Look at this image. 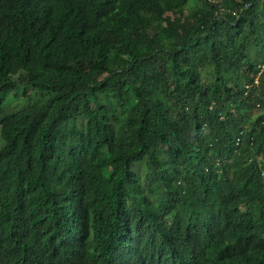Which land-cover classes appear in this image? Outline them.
Instances as JSON below:
<instances>
[{"label":"trees","instance_id":"1","mask_svg":"<svg viewBox=\"0 0 264 264\" xmlns=\"http://www.w3.org/2000/svg\"><path fill=\"white\" fill-rule=\"evenodd\" d=\"M263 64L264 0H0V264H264Z\"/></svg>","mask_w":264,"mask_h":264},{"label":"clouds","instance_id":"2","mask_svg":"<svg viewBox=\"0 0 264 264\" xmlns=\"http://www.w3.org/2000/svg\"><path fill=\"white\" fill-rule=\"evenodd\" d=\"M212 1H216V2H219L220 0H212ZM24 5L25 6H27V7H30L32 10H33V12L34 13H36L37 12V10H36V7L31 3L30 4V2H24ZM39 11H40V9H39ZM39 11H38V14H39ZM234 14H236V12H234ZM261 71H264V64L263 65H261ZM259 75H260V73L257 75V77H256V80H255V83L256 84H258V77H259ZM246 87V89H250V86L249 85H245ZM258 106H260V105H258ZM220 118L221 119H224V115H222V114H220ZM253 140H254V138L253 137H251V144L253 145ZM236 144L239 146V145H241V139H238L237 140V142H236ZM258 158H259V156H258Z\"/></svg>","mask_w":264,"mask_h":264},{"label":"rangeland","instance_id":"3","mask_svg":"<svg viewBox=\"0 0 264 264\" xmlns=\"http://www.w3.org/2000/svg\"><path fill=\"white\" fill-rule=\"evenodd\" d=\"M18 102H19V104H21V106L17 107V105H19V104L12 103V104H10L9 106H7V109H10V110H18V109H20V108L23 107L22 104L26 103L27 100L24 98V99H21V100L18 101ZM16 108H17V109H16Z\"/></svg>","mask_w":264,"mask_h":264}]
</instances>
